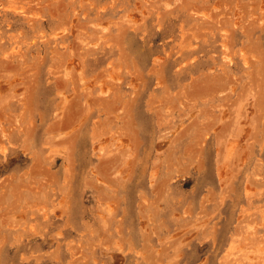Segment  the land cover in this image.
Listing matches in <instances>:
<instances>
[{
    "label": "rangeland",
    "instance_id": "374dc122",
    "mask_svg": "<svg viewBox=\"0 0 264 264\" xmlns=\"http://www.w3.org/2000/svg\"><path fill=\"white\" fill-rule=\"evenodd\" d=\"M0 264H264V0H0Z\"/></svg>",
    "mask_w": 264,
    "mask_h": 264
}]
</instances>
